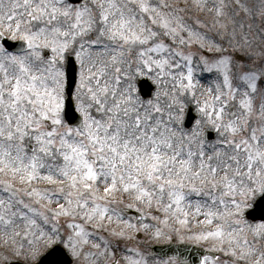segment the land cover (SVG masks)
Instances as JSON below:
<instances>
[{"label":"snow or ice","instance_id":"1","mask_svg":"<svg viewBox=\"0 0 264 264\" xmlns=\"http://www.w3.org/2000/svg\"><path fill=\"white\" fill-rule=\"evenodd\" d=\"M213 10L212 22L221 29L238 24L226 19L223 0H212ZM183 11L167 0H0V243L28 264H35L41 247L64 237L87 264H151L138 247L125 256L99 231L93 240L94 230L107 227L113 237L132 241L141 230H151L153 238L183 234L193 221L203 225L194 239L218 240L241 264H264V223L250 238L244 219L249 198L264 196V89L258 86L264 64L239 62L244 90L237 111L244 116L226 120L241 92L229 74L233 56L212 62L223 69V87L215 82V91L210 87L197 99L193 54L173 48L157 30L171 40L180 36V44L195 38L207 47V37ZM195 23L207 27L199 18ZM9 36L24 46L12 50ZM244 39L252 37L245 32ZM70 50L80 61L78 124L65 118L63 62ZM199 59L209 63L208 56ZM154 68L158 78H169L160 82L172 86L171 95L157 91L143 99L132 79ZM189 95L202 114L191 130L183 119ZM206 124L228 137L202 139ZM194 194L207 199L194 200ZM136 208L152 223L124 218Z\"/></svg>","mask_w":264,"mask_h":264},{"label":"rangeland","instance_id":"2","mask_svg":"<svg viewBox=\"0 0 264 264\" xmlns=\"http://www.w3.org/2000/svg\"><path fill=\"white\" fill-rule=\"evenodd\" d=\"M7 3V0H5ZM226 6V12L227 16L226 19L230 22L232 20H235L238 22L237 25H232L229 23V27L225 29H221L218 23H213V16H214V10L208 11V9L212 8V0H167V3L170 5H175L177 8L184 9V11L181 13L185 21L193 25L195 29L202 32L207 37V47H205L203 44H201L199 41H196L194 39V43L192 44H180L181 37L178 36L176 40H171L170 37L166 36L164 31L157 29L158 31H161V38L165 39L167 43H170L173 48L177 47L179 45L185 53H192L194 56L193 59V67L195 69L194 75L195 79L200 82L201 87L198 90L197 99H203L204 95L207 94V89L212 87L213 91H215L214 83L215 82H221V86L223 87L221 77L223 73V69H216L212 67V62L217 60L221 55H231L234 58V63L229 68V74L232 76L233 80V86L234 88H241V92H237L236 94V100L231 101L230 103L233 105H236L235 108L229 107L226 109L225 113V119L232 118V114L239 115L243 118L244 112L243 110L237 111V109L240 108L238 101L242 99V92L244 90L243 82L239 78V73L241 71L239 62L243 61L245 64L252 63L255 66L259 67L262 64H264V36L261 35V32L264 31V0H223ZM197 4H199V7H197ZM207 4V8L204 7V5ZM251 10V11H249ZM199 18L207 24V27H203L199 24H196V19ZM239 23H243L246 25H250L248 28H240L238 25ZM233 30H235L236 35H233ZM245 32L249 33L252 37L251 41L244 39ZM184 35H188L187 31L185 30ZM10 37V36H9ZM11 38V37H10ZM212 41H215V44L212 43ZM241 44L244 47V50L241 51L239 48L236 47L237 44ZM219 46V47H217ZM254 53L255 55L252 56V59L249 60V55ZM71 50L69 51L70 55ZM67 55V56H68ZM74 56V55H73ZM200 56H208L209 57V63L204 64L200 61ZM75 57V56H74ZM76 62L78 64V79L77 84L74 90V100L76 103L77 111L81 114L79 107H78V101H77V88L79 84V71H80V61L78 58H76ZM66 64H67V57L65 61L63 62L64 71L66 74ZM149 79L154 85L155 88L152 91V94L143 97V95L140 92L139 88V81L141 79ZM161 79H169L168 77L158 78L157 70L154 68L152 70L145 69V73L143 75H135L132 79V83L135 87V89L138 90L139 95L143 99H152L155 97L157 91L161 92H169L171 95L172 86L170 84H162L160 82ZM258 86L261 89H264V83L258 82ZM187 95L185 93H180L181 99L184 98V96ZM261 95H264V93H261ZM261 95H257L255 97V102L257 109L259 108V104L261 103ZM168 97L161 96V100H167ZM191 97L189 95L188 100L185 101L187 107L183 109V119H184V127L191 130L194 125L195 121L201 118V113L199 111L198 106L194 102H190ZM192 114V115H191ZM193 116L192 122L189 125H185V121L187 120L188 116ZM82 116V114H81ZM257 117L254 115L253 120H256ZM245 134H247V130H245ZM228 137L227 133H224L223 129L217 131L215 128H213L210 125L204 126V136L202 139L207 140L209 143L219 142L225 138ZM217 146L220 147L219 143H217ZM46 186V185H45ZM260 194L257 193L255 196L250 197L248 200V207H252L253 202ZM192 199H207L206 196L203 194L200 195H193L191 197ZM52 206H55L54 204ZM141 208L144 206L141 205ZM137 210L141 211L139 208H136ZM147 210V209H146ZM246 210V208H245ZM244 210V211H245ZM143 215V218L141 216H134L132 218L133 223H152L151 217H145L144 212L141 211ZM155 214H160L158 211ZM128 215L124 217L125 219H128ZM200 219H203L200 217ZM247 224L250 226L245 231L251 238L253 236L252 229H255L257 225L264 223V221H258L255 223H252L248 220H246ZM61 226L65 231H70V229L67 226L66 220L62 218L61 220ZM235 226V225H234ZM89 227H91L89 225ZM113 227H117V225H113ZM203 225H195V222L193 221V226L191 230H186L183 234L179 232L175 233H168L166 236H163L161 238H153L151 237V230L148 232H145L141 230L139 233L134 234V238L132 241H128L125 237H113L111 233L108 231L107 227L103 230H94V234L92 239L96 240L97 237L95 235V232L99 231L101 235L108 236L111 243L115 244V251L118 253H122L125 256L133 255V252L131 251L133 248H139L141 249L147 256L150 257L151 264H156L157 260H164L157 256H154L150 251V246L157 243H163V242H169L172 241V239L178 240V241H184V240H190L194 241V243L201 244L205 243L207 248L213 249L217 252H219V255L217 258H206L203 264H241L240 261L237 260V257L234 256L231 252L225 250L227 248V245H224L223 247L220 246V242L216 239H207V240H198L194 239L192 237V233L195 232L198 228H202ZM203 241V242H202ZM63 244L67 250L70 252V254L73 256L75 263L74 264H87V260H81L80 257H77L73 252L72 249L68 247V242L66 237H64L62 240H58L53 242L52 244H48L46 246H43L39 249V254L35 257V262H37L40 257L52 246L55 244ZM125 247L129 250L128 252H124ZM90 248V245L86 247V251ZM19 259L23 262H27L23 256L17 255L13 248L10 246H5L2 243H0V264H8L10 261ZM172 264H183L179 263L176 260H173Z\"/></svg>","mask_w":264,"mask_h":264},{"label":"water","instance_id":"3","mask_svg":"<svg viewBox=\"0 0 264 264\" xmlns=\"http://www.w3.org/2000/svg\"><path fill=\"white\" fill-rule=\"evenodd\" d=\"M8 43L15 45L16 47L12 50H18L23 47V42L21 41H12L8 38ZM48 53V51H47ZM49 54V53H48ZM67 67L68 74V87H67V98H66V107H65V115L69 123L78 124L81 116L77 113L75 109V102L73 100V90L75 87V83L77 80V64L73 58V56L69 57ZM140 86L144 95H150L154 86L147 79H143L140 82ZM247 216L256 220L258 218L264 219V196L260 197L256 202V206L254 209L250 210L247 213ZM154 251L166 254V255H174L179 259L188 260V264H200L203 258L206 255H215L212 252H209L205 249L180 244V245H169V246H155ZM73 260L71 256L65 251L63 247H55L53 250L48 252L45 256H43L42 260L38 264H72ZM18 264V263H13Z\"/></svg>","mask_w":264,"mask_h":264}]
</instances>
